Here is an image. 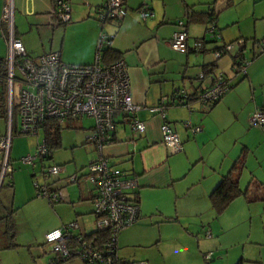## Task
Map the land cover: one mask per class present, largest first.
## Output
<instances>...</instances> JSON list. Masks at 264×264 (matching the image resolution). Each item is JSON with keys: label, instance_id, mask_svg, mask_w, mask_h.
Masks as SVG:
<instances>
[{"label": "crops", "instance_id": "crops-1", "mask_svg": "<svg viewBox=\"0 0 264 264\" xmlns=\"http://www.w3.org/2000/svg\"><path fill=\"white\" fill-rule=\"evenodd\" d=\"M3 1L0 0V16ZM105 1L69 0L70 21L61 26L55 14V0H13V22L17 9L28 18L14 25L15 33L33 58L57 51L65 63L90 64L94 62L100 30L94 19L95 8ZM125 1V18L119 23L106 21L104 30L113 34L110 48L119 52L127 64L131 96L136 104L151 107L161 97L171 96L175 88L193 93L208 86L197 75L204 65L214 61L210 52L181 53L169 46L176 22L187 21L191 12L203 18L211 11L215 17L221 40L207 44L206 50L243 38L246 39L243 55L250 62L245 73L234 74L233 57L230 56L228 64L223 63L224 57L216 61V71L229 75L231 86L211 108L204 109L197 103L191 105L192 110L182 105L166 107L165 120L179 134V146L162 142V119L147 110L136 115L145 123L141 133L132 131L127 119L116 122L114 142L105 146L102 153L135 179L136 187L129 197L140 207L138 220L118 234L119 259L124 264L141 260L148 264H264V126L249 123V117L256 110L264 111V51L258 47V42L264 40V0H146L153 12L146 20L138 10L144 0ZM4 30L0 23V58L7 51ZM187 30L190 43L205 38L206 25L202 22H190ZM22 36L29 38L26 41ZM81 118L92 121L86 128L87 141L86 135L94 122L88 117ZM80 119L69 120L64 125L71 127ZM184 122L200 127V131L191 132L183 126ZM212 127L222 135L229 133L220 146L214 142L219 135L208 136ZM41 130L43 137L30 141L19 160L33 152L44 139V128L38 132ZM16 135L22 134H13ZM244 148L247 157L239 186L249 194L237 197L217 215L209 194ZM11 149L12 146L11 185L3 186L9 191L12 207L33 198L36 192L33 181H41L40 170L45 160L32 166L36 170H32L28 180L23 173L15 172ZM79 171L83 174V167ZM74 173L80 175L62 166L61 172L51 178L52 184L58 185L50 190L61 193L56 202L59 204L51 206L54 225L58 228L76 220L80 231L89 234L94 231V187L85 179L67 182L66 178ZM83 184L89 186L83 188ZM86 202L89 204L85 205ZM85 207L88 209L84 211ZM49 253V256L46 252L38 253L35 264H50L54 255ZM206 253H212L209 260L204 258ZM61 264L84 263L73 258Z\"/></svg>", "mask_w": 264, "mask_h": 264}, {"label": "built area", "instance_id": "built-area-1", "mask_svg": "<svg viewBox=\"0 0 264 264\" xmlns=\"http://www.w3.org/2000/svg\"><path fill=\"white\" fill-rule=\"evenodd\" d=\"M13 0H4L0 23L4 25L7 51L0 58V94L4 98L7 119V133L0 136V188L11 185L12 165L10 161L11 139L14 133L36 136L48 121L63 126L69 120L88 117L94 125L86 139L92 143L98 156L90 160L83 168V174H71L66 180L76 183L85 179L94 187L93 210L94 231L101 237L82 233L76 220L62 224L44 235L45 243L51 246L54 259L50 264L62 263L73 258L84 264H122L117 252V240L120 231L134 224L140 216V207L129 193L136 187L134 178L113 164L103 155L105 146L114 142L113 132L116 122L127 119L134 132H143L145 123L136 115L147 110L162 119L160 125L161 139L166 145L179 146V134L165 120V109L169 106H185L192 110L193 103L206 109L217 102L231 86L229 75L214 73L204 75L200 72L197 79L205 81L208 86L196 94L183 88H175L171 96H163L151 107L136 104L132 100L130 77L126 62L120 58L110 63H103L102 56L111 44L113 34L103 27L106 21L121 20L127 9L125 0H107L96 7L95 18L99 23L96 39L95 58L90 64H69L61 60L57 51L48 52L33 58L27 54L20 38L15 35L13 22ZM69 0L55 1V14L61 22L70 19ZM143 20L153 16L148 3L144 0L139 8ZM206 34L212 44L221 40V35L211 20ZM209 44V43H208ZM245 40L240 38L220 43L209 50L214 62L229 55L233 57L234 74L246 72L249 60L241 58V49ZM172 50L188 53L201 52L204 44L200 40L189 42V35L184 20H178L176 29L169 42ZM264 51V40L259 43ZM13 112L19 122L13 126ZM253 126H264V111L256 110L250 117ZM183 126L191 132L200 131V127L184 122ZM48 154L44 139L35 150L20 158L22 164L33 166ZM62 170L61 165L43 166L40 170L41 181L34 180L33 185L38 197H45L50 204L61 198V193L52 192L47 182ZM207 237L209 234H206ZM212 253H206L209 260ZM136 264H148L138 261Z\"/></svg>", "mask_w": 264, "mask_h": 264}, {"label": "rangeland", "instance_id": "rangeland-1", "mask_svg": "<svg viewBox=\"0 0 264 264\" xmlns=\"http://www.w3.org/2000/svg\"><path fill=\"white\" fill-rule=\"evenodd\" d=\"M25 19L28 20V18L22 16L17 9L14 14V25L18 26L19 23L23 21L25 22ZM61 26H63V24H61ZM28 38L29 37L24 36L23 40L27 41ZM229 60L231 62L230 56L227 55L223 58V63L228 64ZM12 122L14 127L18 125L19 119L16 112H13ZM91 123V120L81 118L78 120V123L72 124L71 127H66V125L61 127L60 145L52 149V158L46 159L44 161L45 165H61L65 166L70 173L76 171L81 174L79 169L87 165L90 160L97 157L98 153L93 144L87 143L85 140V133L87 131L86 128L91 125ZM6 133L7 119L0 117V136L5 135ZM215 135L219 136L215 137ZM20 136L25 137L26 139H17ZM208 136L215 137L216 139L214 142L216 145L220 146L223 137H228L229 133H224L222 135L221 133H218V130L212 127L208 131ZM41 137H43V130L40 131L37 137L29 135H16L12 138L11 159L13 160V167L15 172L23 173L28 180L32 170L36 169L31 165L22 164L18 158L24 154L21 152L30 141H36V138L39 140ZM47 182L49 183V186H51L50 188L58 185L55 183L52 184V179ZM240 182L242 188H244V181L241 180ZM89 184H83L82 187L86 188ZM33 193V198L30 199L29 202L20 204L16 203L11 207V196L7 187L2 186L0 188V217L12 209L15 210L14 216L17 231L14 241L16 246L14 248L7 249V241L3 235V225H0V264H35V261L37 260L36 255L38 253L46 252L45 255H50L49 251H51V246L45 243L44 235L47 231L56 227V225H54V216L51 211V206H56L59 203L51 205L47 198L38 197L36 192ZM60 204L67 205L65 202H61ZM88 204L89 203L86 202L85 205ZM5 206H8L6 207L7 211L5 210ZM87 209L88 208L85 207L84 211Z\"/></svg>", "mask_w": 264, "mask_h": 264}, {"label": "trees", "instance_id": "trees-1", "mask_svg": "<svg viewBox=\"0 0 264 264\" xmlns=\"http://www.w3.org/2000/svg\"><path fill=\"white\" fill-rule=\"evenodd\" d=\"M69 4H70V2H69ZM125 5H126V1H125ZM140 7H141V5L139 6V8ZM126 9H127V6H126ZM70 14H71V12H70ZM126 14H127V12H126ZM126 14H125V16H126ZM125 16L123 17V19L125 18ZM94 19L97 22V20L95 18V13H94ZM123 19L113 20V21L119 23ZM179 20H184V19H179ZM211 20H213L215 22V17L211 11H208L207 15H205L203 18H201L200 14H197L195 12H191L187 17V21H185V20L184 21L186 22V26L190 22H202L206 25V28H207V25L209 24V22ZM58 21H59V24L64 25L65 23L69 22L70 19L67 22H61L58 18ZM98 25H99V23H98ZM215 27H216V24H215ZM103 29H104V27H103ZM216 29H217V27H216ZM15 35H16V33H15ZM197 40L202 41L204 44V48L201 50V52L209 51V50L205 49L206 45L208 43L211 44L210 39L208 38V36L206 34V31H205V38H201V39H197ZM244 40H245V44H246V39H244ZM259 43H260V41L258 42V47H259ZM244 48L241 49V55L240 56H241V58L248 60L243 55ZM120 58H121V54L119 52L111 49L110 46L104 50L103 56H102V60H104V62H106V63L113 62V61L120 59ZM216 70H217V65H216V62H214V61L211 64L204 65L202 67V72L204 73V75L214 73ZM193 93L196 94L197 92H193ZM217 102H214L208 108H211ZM5 109L6 108H5V104H4V98H3L2 94H0V117H5V112H6ZM60 130H61V126L58 125L54 121H48L44 125V142L47 145L48 154L45 157V159H43V161L46 159H51L52 158L51 157L52 149L54 147L60 145ZM246 157H247V149L244 148L241 151V154L239 155V157L234 161L230 171L227 174H225L224 176H222V178L219 181V183L217 184V186L209 194V201L211 203V206H212L214 212L217 215L222 213L226 209V207L237 197H239V196L247 197L248 196L249 191L247 189L242 190L239 186V177H240V174L243 170ZM50 165H56V164H48V165H44V166L47 167ZM94 193H95V191H94ZM14 215H15V210L12 209L7 215L0 218V223H2L4 226L3 235L5 236L6 241H7V245H6L7 248H14L16 246L14 243V240H15L17 231H16V224H15ZM93 234L95 235V237H101V236L104 237V235H99V233L97 231H93L90 233V235H93ZM53 259H54V257H53ZM55 264H61V263H55ZM122 264H124V263L122 262Z\"/></svg>", "mask_w": 264, "mask_h": 264}]
</instances>
